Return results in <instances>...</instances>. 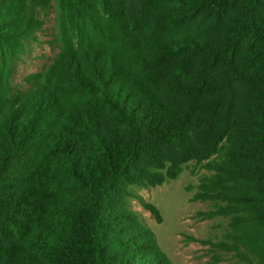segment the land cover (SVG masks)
<instances>
[{"label": "trees", "instance_id": "16d2710c", "mask_svg": "<svg viewBox=\"0 0 264 264\" xmlns=\"http://www.w3.org/2000/svg\"><path fill=\"white\" fill-rule=\"evenodd\" d=\"M54 2L58 53L11 85ZM194 201L264 264V0H0V264H172L133 188Z\"/></svg>", "mask_w": 264, "mask_h": 264}, {"label": "rangeland", "instance_id": "374dc122", "mask_svg": "<svg viewBox=\"0 0 264 264\" xmlns=\"http://www.w3.org/2000/svg\"><path fill=\"white\" fill-rule=\"evenodd\" d=\"M41 18L43 27L30 39L25 55L15 64L11 81L15 91H25L28 76L44 71L58 53L54 2ZM208 174L202 164L189 162L175 180L153 188H133L136 195L157 207L159 223L138 200L131 199L130 207L155 234L158 246L172 264H250L241 253L223 245L229 219L206 218L214 203L192 200L200 179Z\"/></svg>", "mask_w": 264, "mask_h": 264}]
</instances>
